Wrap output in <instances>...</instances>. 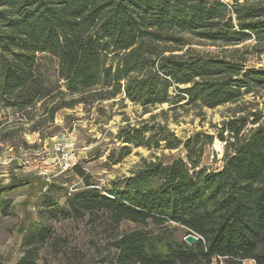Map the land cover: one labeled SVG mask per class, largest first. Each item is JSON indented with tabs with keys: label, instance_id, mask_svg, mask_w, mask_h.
<instances>
[{
	"label": "trees",
	"instance_id": "obj_1",
	"mask_svg": "<svg viewBox=\"0 0 264 264\" xmlns=\"http://www.w3.org/2000/svg\"><path fill=\"white\" fill-rule=\"evenodd\" d=\"M247 54L264 55V0H0V113L28 115L51 102L44 121L54 122L63 109L118 97L144 115L184 101L182 108L199 110L236 105L264 93V66H249ZM40 55L57 59L64 86L46 84ZM167 114L121 127L114 164L140 147L184 156L143 160L107 190L109 199L75 166L86 186L71 198L72 211L105 210L117 223L164 228L123 235L108 264H264V122L258 114L232 115L217 135L183 140L158 122ZM216 137L225 143L223 166L211 170L202 162ZM169 224L198 241L177 239ZM50 237L48 227L31 230L19 264H37Z\"/></svg>",
	"mask_w": 264,
	"mask_h": 264
},
{
	"label": "rangeland",
	"instance_id": "obj_2",
	"mask_svg": "<svg viewBox=\"0 0 264 264\" xmlns=\"http://www.w3.org/2000/svg\"><path fill=\"white\" fill-rule=\"evenodd\" d=\"M193 47L221 50L206 45ZM247 56L249 66H264L262 58ZM39 57L40 72L50 89L64 86L58 76L57 59L48 55ZM62 90L66 91L65 87ZM122 98L63 109L54 122L44 121L51 102L43 108L38 104L28 115L11 110L0 113V264H19L24 256V238L37 227H48L51 231L37 264H108L116 253L117 240L123 235L136 230L156 234L165 231L153 224L145 227L130 221L117 223L105 210L77 214L70 207L71 198L86 186L73 170L75 166L90 176L92 188L99 189L102 197L109 199L107 190L131 177L143 160L158 158L168 163L184 156L182 150L149 151L140 147L133 148L129 156L114 164L122 146L118 140L121 127L137 126L163 110L168 112L166 121L160 117L158 122L167 123L183 140L198 132L217 135L222 122L232 115L258 114L264 122V93L248 95L236 105L215 109L182 108L187 105L184 101L171 111L174 106L164 104L146 115L142 106ZM32 115L33 120L29 121ZM224 147L225 143L216 137L214 144L206 149L203 166L220 170ZM113 152L115 156L109 157ZM167 228L179 240L188 236L187 231L176 224H169ZM212 264L225 262L214 259ZM242 264L255 263L248 260Z\"/></svg>",
	"mask_w": 264,
	"mask_h": 264
},
{
	"label": "water",
	"instance_id": "obj_3",
	"mask_svg": "<svg viewBox=\"0 0 264 264\" xmlns=\"http://www.w3.org/2000/svg\"><path fill=\"white\" fill-rule=\"evenodd\" d=\"M262 59H263V61H264V55H263ZM185 241H186L187 243H189V244H194L195 242L198 241V238H197L195 235H193V234H189V235L186 237Z\"/></svg>",
	"mask_w": 264,
	"mask_h": 264
},
{
	"label": "built area",
	"instance_id": "obj_4",
	"mask_svg": "<svg viewBox=\"0 0 264 264\" xmlns=\"http://www.w3.org/2000/svg\"><path fill=\"white\" fill-rule=\"evenodd\" d=\"M68 166H69V167H71V165H70V164H68ZM195 236H196V235H195ZM196 237H197V236H196Z\"/></svg>",
	"mask_w": 264,
	"mask_h": 264
}]
</instances>
